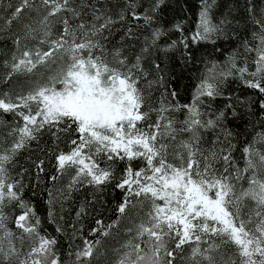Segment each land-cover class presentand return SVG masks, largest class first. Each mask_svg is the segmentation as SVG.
Instances as JSON below:
<instances>
[{"label":"snow or ice","instance_id":"obj_1","mask_svg":"<svg viewBox=\"0 0 264 264\" xmlns=\"http://www.w3.org/2000/svg\"><path fill=\"white\" fill-rule=\"evenodd\" d=\"M164 5L165 0H148L141 12L142 0H124L114 13L110 0H8L6 8L0 0V33L10 34L17 50L22 40L34 42L13 54L3 76L5 83L26 77L28 89L0 93V113L16 118L7 133L12 142L0 147V264H92L103 239L126 216L132 219L141 212L139 223L127 229L130 238L114 250L112 264H176L178 254L182 264H264V131L242 148L241 168L232 154L236 145L228 127L229 115L239 118L235 106L215 110L205 103V98L221 96V85L234 77L257 93L253 103L264 111V11L257 16L248 7L258 28L253 36L259 40L255 48L244 44L246 52H255L251 66L247 61L239 66L234 57L225 65L213 62L191 102L181 104L178 93L166 87L164 69L150 59L153 50H187L190 44L223 35L229 21L225 17L214 23L215 0H201L196 30L188 35L183 21L170 28L162 23ZM137 30L148 34L139 51L132 52L127 41L141 39ZM121 31L120 46L109 47ZM170 32L178 33L177 38L160 47ZM53 65L58 70L46 75ZM159 88L165 90L154 99ZM178 113H184L182 120ZM45 133L52 139L47 154L55 169L49 180L55 184L70 169L73 173L63 198L81 188L94 189L92 200L81 201L75 212L67 259L57 237L41 231V217L23 198L29 170L14 172L18 155ZM73 134L75 138L65 141ZM61 142L67 143V151ZM31 162L41 181V174H47L45 159ZM119 163L124 167L117 174ZM107 186L121 194L116 219L108 224L96 219L85 236L80 221ZM48 195V222L64 234L56 221L58 197L52 190ZM247 200L253 207L244 219ZM9 207L13 214L5 211ZM77 239L82 243L75 244ZM227 245L235 251L225 259L221 249Z\"/></svg>","mask_w":264,"mask_h":264},{"label":"trees","instance_id":"obj_2","mask_svg":"<svg viewBox=\"0 0 264 264\" xmlns=\"http://www.w3.org/2000/svg\"><path fill=\"white\" fill-rule=\"evenodd\" d=\"M15 0H13V3ZM143 7L139 11H143L144 7L148 6V0H142ZM211 2V0H209ZM3 7H7L8 0H2ZM110 6L115 13L119 11L120 7L124 6V0H110ZM255 8L256 15L259 16L264 11V0H215V6L211 10L214 23H218L225 17L229 21L224 26L223 35H214L209 41H200L196 44H190L189 49L185 50L181 46L179 50H173L165 54L164 52L153 50V56L150 59H156L161 68L164 69L163 75L165 76L166 87L168 91L175 90L178 93V100L181 104H187L191 102L193 91L196 85L204 77L206 73V67H211L213 62L218 65H225L228 63L230 57H234L239 66H243L245 61L251 66L252 60L255 59V52H246L244 44L248 42L249 46L255 48L259 44V40L254 38L253 33L258 31L257 26L252 23V16L248 12V7ZM201 7V0H165V5L161 11V21L166 27H171L172 24L177 21H183V27L185 34L190 35L196 30V23L198 20V13ZM142 23V21L140 22ZM2 24V21H0ZM117 27H120L117 25ZM17 30V25L13 24V32ZM141 39L137 41H127V47L132 52H138L142 46V37L147 32L143 30H137ZM150 31V29L148 30ZM122 31L116 33L112 37V45L120 46V35ZM178 33L170 32L169 35L159 42V46L163 47L166 43H169L171 39H176ZM33 47L34 42L22 40L20 49L17 50L13 45L8 33H0V93L4 91H11L15 95L23 88L25 91L28 89L26 83L27 78L23 76H16L11 82L5 83L3 76L7 72V63L11 62L13 54L19 55V52L24 47ZM187 52L188 55H183ZM126 55L130 52L126 51ZM148 67V65H146ZM58 69L53 68L51 72H45L55 74ZM40 71H43L42 69ZM45 71V70H44ZM35 79V77H33ZM164 88H159L158 91H154V99H158L160 92H163ZM222 95L218 96L215 100H208L205 98L206 104H211V108L215 110L223 109L225 105L231 103L235 106L238 117L233 119L229 115L228 127L234 134L232 143L236 145L233 150V157L238 162L241 168L244 167V159L242 154V148L248 142H250L256 133L264 131V111H261L257 101V93L251 89L246 88L239 79L229 77L223 85H221ZM239 101H243L240 103ZM184 113H178L177 118L182 120ZM152 119H155L153 114ZM16 118L13 114L0 113V147H7L12 142V137L7 136L10 128L15 124ZM209 138L211 134H208ZM68 138H75L73 134L71 137H65V141ZM52 147V139L47 133L43 134L39 140V143L33 141L29 147L23 150L17 157L16 168L14 172H18L21 167L27 168L29 174L25 176L24 182L27 187L24 190L23 198L34 206L36 214L42 219L41 231L46 230L50 235L57 237L59 244L58 249L62 254V258L67 259L66 251L69 243L72 229L70 225L73 224L75 219V212L79 208L81 201L92 200L90 195L94 189L91 187L81 188L77 192L71 194V198L65 200L63 197L67 196V182L69 174H65L58 179L55 184L49 180V177L54 174L55 169L53 167L54 161L48 157V149ZM60 147L65 151L68 150L67 143L61 142ZM43 149V151H41ZM45 159V168L47 174H41V181H37L35 175V169L32 164V160L36 158ZM31 158V159H29ZM171 159V157H170ZM134 166L139 167L140 162H134ZM124 167L123 163L117 165V174L119 170ZM70 178V177H69ZM241 185H237L239 189ZM243 187H247V182H243ZM49 190H52L54 195L58 197V201L55 205L56 221L60 223L66 230L64 234L57 233L55 231V224L48 222V210L49 205L47 203L49 199ZM63 193V195H61ZM120 193L114 192L112 186H107L106 191L102 194H96L97 202L90 204L88 207L89 215L82 218L80 223L84 225L83 235L87 236L91 228L95 227V220L102 219L105 224L110 223L116 219L115 204L119 201ZM61 203L63 205V212H61ZM147 205H145V209ZM5 211L9 214H13L11 207L6 208ZM15 214H19V210L15 211ZM63 215V220L60 217ZM131 215V214H129ZM143 216V212L140 216L125 217L118 228L112 230L110 236L106 237L102 241L101 247L98 249L94 257L92 258V264H112V260L115 257V251L117 246L128 240L129 234L125 226L134 227L140 217ZM80 223L76 224V227H80ZM12 226V225H10ZM14 227V226H13ZM129 229V228H128ZM134 234V233H133ZM219 243V241H217ZM82 242L77 239L75 244H81ZM187 248L183 255H187ZM235 249L231 245L224 246L221 252L224 254V258L234 253ZM220 253H216L217 260L220 259ZM180 254L177 255V257Z\"/></svg>","mask_w":264,"mask_h":264},{"label":"rangeland","instance_id":"obj_3","mask_svg":"<svg viewBox=\"0 0 264 264\" xmlns=\"http://www.w3.org/2000/svg\"><path fill=\"white\" fill-rule=\"evenodd\" d=\"M53 68H56V69H57V66H56V65H53ZM42 70L44 71V69H42ZM47 74L49 75L50 73H47ZM68 174H69V176H68V179H69L70 175L73 174L71 169L68 171ZM67 183H68V182H67ZM245 203H246V207H245L244 210H243V214H244V219H247V217H248V212H249V210L253 207V203H252L251 200H247ZM146 210H147V208L145 209V211H146ZM137 223H139V221H138ZM250 226H251V225H250ZM128 228H130V226H125V229H128ZM126 241H127V240H126ZM122 244H124V242L121 243L120 245H118V246H117V249H120V247H121ZM187 250L189 251V249H187ZM188 251H186V253H188ZM176 264H182L181 256H178V257H177V259H176Z\"/></svg>","mask_w":264,"mask_h":264}]
</instances>
